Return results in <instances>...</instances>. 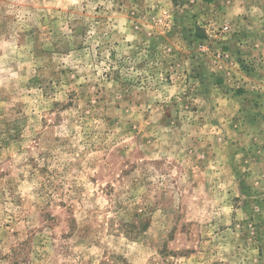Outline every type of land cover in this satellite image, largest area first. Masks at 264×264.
Returning <instances> with one entry per match:
<instances>
[{
    "label": "rangeland",
    "instance_id": "1",
    "mask_svg": "<svg viewBox=\"0 0 264 264\" xmlns=\"http://www.w3.org/2000/svg\"><path fill=\"white\" fill-rule=\"evenodd\" d=\"M0 264H264V0H0Z\"/></svg>",
    "mask_w": 264,
    "mask_h": 264
}]
</instances>
